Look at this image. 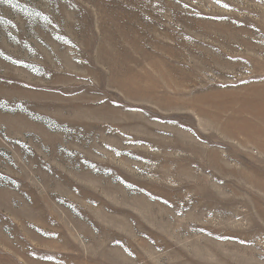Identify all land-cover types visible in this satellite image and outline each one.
I'll list each match as a JSON object with an SVG mask.
<instances>
[{
    "label": "rangeland",
    "instance_id": "1",
    "mask_svg": "<svg viewBox=\"0 0 264 264\" xmlns=\"http://www.w3.org/2000/svg\"><path fill=\"white\" fill-rule=\"evenodd\" d=\"M0 264H264V0H0Z\"/></svg>",
    "mask_w": 264,
    "mask_h": 264
}]
</instances>
